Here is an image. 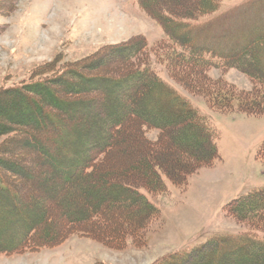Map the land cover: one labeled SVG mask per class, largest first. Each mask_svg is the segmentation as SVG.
I'll use <instances>...</instances> for the list:
<instances>
[{
  "label": "trees",
  "instance_id": "16d2710c",
  "mask_svg": "<svg viewBox=\"0 0 264 264\" xmlns=\"http://www.w3.org/2000/svg\"><path fill=\"white\" fill-rule=\"evenodd\" d=\"M223 1L142 0L141 6L164 30L166 41L156 47L166 52L160 56L176 82L204 96L213 110L264 116V35L222 52L196 43L189 31L193 22L217 13ZM150 55L146 40L135 38L67 64L62 72L54 70L52 76L62 73L57 77L0 92V107L15 101L20 111L14 119L27 118L17 132L9 126L13 117L0 116V137L17 132L24 141L38 142L45 138L42 133L48 134L42 140L49 145H39L43 151L37 158L52 171L62 193H75L70 195L75 198L73 208L60 227L44 234L57 214L56 203L50 199L43 222L35 224L31 214L36 208L30 202L37 196L28 188L37 182L32 185L30 170L21 160L0 158V253L53 247L76 232L116 250L129 240L143 247L145 232L159 215L144 192L161 194L164 178L183 185L188 176L220 158L217 134L208 120L159 77L152 65L160 59L156 56L154 61ZM214 66L244 72L252 78L253 89L236 91L223 79H210L207 70ZM64 79L66 86H60ZM144 127L158 129V139H146ZM126 155L127 165L122 161ZM260 156L264 161V144ZM34 163L40 165L38 160ZM90 191L95 192L91 204L84 198ZM46 197L38 192L37 199ZM226 212L248 231L175 252L157 264H264V189L232 200Z\"/></svg>",
  "mask_w": 264,
  "mask_h": 264
},
{
  "label": "rangeland",
  "instance_id": "374dc122",
  "mask_svg": "<svg viewBox=\"0 0 264 264\" xmlns=\"http://www.w3.org/2000/svg\"><path fill=\"white\" fill-rule=\"evenodd\" d=\"M141 1L0 0V92L24 83L52 79L62 74L52 76L54 70L62 72L65 65L82 62L102 48L144 38L150 58L155 61L158 56L160 59L152 65L154 71L185 97L217 134L220 158L212 166L188 176L183 185L164 178L166 188L161 194L144 192L158 208L159 215L146 230L143 247L129 240L125 248L116 250L76 232L53 247L0 253V264H157L175 252L189 251L214 238L248 231L246 225L228 216L226 206L234 199L264 189V161L260 156L264 144V116L213 110L204 96L176 82L167 62L160 56L166 52L156 47L166 41L164 30L145 12ZM192 24L189 31L193 40L209 49L225 52L242 47L255 35H264V0H224L217 13ZM209 58L214 64L221 63ZM43 66L48 67L43 69ZM207 76L214 81L223 79L236 91L253 89L252 78L236 68L224 70L214 66L207 70ZM65 80L60 81V86H66ZM41 94L49 97L43 91ZM14 102L0 107V116L13 117L9 126H15L19 132L18 124H27V118L14 119V113L20 111L14 107ZM17 132L0 137V158L21 160L20 164L30 170L32 185L37 182L34 188H28L30 195L38 197L39 191L47 194L46 198L36 197L34 203L30 202V206L36 208L31 214L35 224L42 223L44 213H48L49 209L44 208L46 203L50 199L56 203L57 214L43 229L47 234L58 229L70 213L75 199L70 195L75 193L72 189H68V194L62 193V187L54 185L51 170L37 158L43 151L39 145L48 144L42 140L47 139L48 134L42 133L45 138L39 137L38 142L27 138L26 142ZM144 132L150 141H156L160 135L154 128L144 127ZM37 160L40 165H35ZM122 161L127 165L128 155ZM3 167V172L8 173L9 168ZM90 193L84 192L89 204L95 198V192ZM10 221L12 219L7 220Z\"/></svg>",
  "mask_w": 264,
  "mask_h": 264
}]
</instances>
